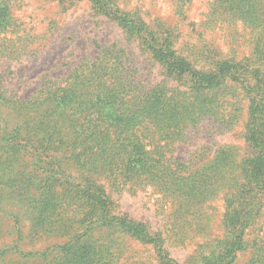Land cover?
Here are the masks:
<instances>
[{
    "label": "trees",
    "instance_id": "16d2710c",
    "mask_svg": "<svg viewBox=\"0 0 264 264\" xmlns=\"http://www.w3.org/2000/svg\"><path fill=\"white\" fill-rule=\"evenodd\" d=\"M8 1L0 0V62L19 59L30 50L28 41L12 35L16 24ZM89 1L97 14L116 20L128 39L137 41L140 51L179 85L171 92L165 83L147 87L132 74L124 50L111 47H102L63 80H47L28 96L0 85V219L7 221L5 233L12 237L0 245V260L10 256L7 260L40 258V264H111L110 236L119 235L152 246L159 264H180L162 232L119 211L116 196L152 187L182 209L215 193V184L225 179L226 149L209 163L188 166L168 155L190 127L206 118L229 116L228 100L220 102L218 95L237 86L254 95L244 130L252 153L241 161L236 189L229 190L226 238L200 246L191 263L234 264L254 214L248 197L264 192L261 37L251 58L201 61L193 52L178 53V24L151 27L139 14L121 8L118 0ZM190 1L173 0L181 17ZM209 16L211 22L258 21L264 16V0H210ZM6 199L10 207L3 205ZM15 203L29 217L26 235ZM198 211L193 212L196 222L201 220ZM49 232L63 242L43 251L20 248L25 240Z\"/></svg>",
    "mask_w": 264,
    "mask_h": 264
},
{
    "label": "rangeland",
    "instance_id": "374dc122",
    "mask_svg": "<svg viewBox=\"0 0 264 264\" xmlns=\"http://www.w3.org/2000/svg\"><path fill=\"white\" fill-rule=\"evenodd\" d=\"M8 2L12 20L16 24V32L12 35L20 36L30 45V50L21 58L0 62V85L8 92L16 89L15 92L25 97L47 80H63L70 70L97 56L102 47H111L118 52L124 50L132 74L147 87L165 83L166 90L171 92L179 85L176 80L166 78L162 67L140 51L137 41L128 39L116 20L97 14L89 0ZM118 3L126 12L139 14L151 27L162 23L167 26L178 24L179 29L175 30L174 35L180 54L193 52L192 56L201 58V61L205 58H235L240 61L251 58L261 42V60L264 62V16L258 21L244 23L242 20L224 19L211 22L210 0H191L183 8L187 9L183 12L185 17L180 16L173 0H118ZM259 37L262 41L257 42ZM259 74L260 78H264V69ZM218 97L221 98L220 102L228 100L225 110L230 115L210 116L190 127L185 132L184 140L175 144L168 155L170 159L188 166L209 163L219 150L226 149L225 179L215 184L214 188L219 187L215 193L205 198L202 196L197 206L190 204L182 209L178 203L163 197L152 187L135 193L124 191L116 196L119 211L148 224L153 232H162L167 240L165 246L180 264L195 263L200 246L212 239L217 242L226 238L224 218L227 200L232 198L229 190L236 189L241 161L252 153L244 139V130L254 95H247L241 88L232 86L225 88L222 96ZM3 195L7 196L5 193ZM248 201L254 214L245 230L246 243L242 250L236 252L234 264H264V192L253 199L248 197ZM4 202L3 205L10 207V200ZM13 205L16 211H20L17 203ZM197 207L199 211L196 214L201 218L198 222L193 220ZM18 215L26 235L30 228L29 217L21 211ZM1 229L0 245L10 242L12 238H7V221L3 219H0ZM49 233H40L31 241L25 240L20 248L24 251H43L63 242L64 238ZM107 235L103 234L104 237ZM110 238L114 252L111 264H159L152 246L119 235ZM57 255L58 252L53 257ZM7 258L10 256L0 260V264L43 262L40 258L31 261Z\"/></svg>",
    "mask_w": 264,
    "mask_h": 264
}]
</instances>
